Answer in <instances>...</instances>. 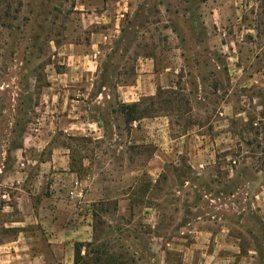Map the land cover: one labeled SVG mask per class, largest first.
<instances>
[{
  "label": "rangeland",
  "instance_id": "1",
  "mask_svg": "<svg viewBox=\"0 0 264 264\" xmlns=\"http://www.w3.org/2000/svg\"><path fill=\"white\" fill-rule=\"evenodd\" d=\"M119 1L0 0V247L23 228L14 221H25L31 236L43 220L32 209L58 193L76 203L70 192L81 191L93 213V239L77 264H189L194 233L183 224L221 204L233 224L244 220V234L232 230L244 238L242 252L257 248L264 264V215L253 205L260 201L253 190L264 196V0ZM93 33L108 40L94 59V87L70 91L76 100L87 96L70 120L98 123L72 137L62 116L68 89L56 78L67 68L65 47L90 44ZM144 57L155 59L157 71L176 67L179 79L174 89L143 99L139 111L168 117L171 135L189 133L190 143L200 128L214 133L213 181L183 155L169 157L154 182L147 163L155 149L115 136V126L129 127L127 112L113 97L98 103L96 93L134 80ZM223 111L230 112L224 145Z\"/></svg>",
  "mask_w": 264,
  "mask_h": 264
},
{
  "label": "crops",
  "instance_id": "2",
  "mask_svg": "<svg viewBox=\"0 0 264 264\" xmlns=\"http://www.w3.org/2000/svg\"><path fill=\"white\" fill-rule=\"evenodd\" d=\"M122 1L118 2L119 6ZM98 19L102 21L99 23L107 22L104 16ZM107 35L93 33L90 44H69L65 47L64 53L68 55L69 59L67 68L63 73L57 74L56 80L68 89L66 99L63 96L62 116L63 119H69L65 125V132L69 136L74 137L83 135V132L88 133L89 129L98 123L95 120L94 124L82 119L79 121L70 120L75 117L76 109H83L82 104H85L87 99L86 93L81 92L78 96L79 99L76 100L70 96V91L74 86L80 84L94 87L97 80L96 74L92 72L94 59H97V54L101 53L100 44L108 40ZM156 64L152 57L142 58L137 66V76L134 80L115 83L117 87L113 90L104 84L96 93L97 102L100 103L99 99L102 98L111 100L113 97L123 105L140 104L143 99L154 97L159 89H174L179 79L176 67H166L164 70L157 71ZM87 90L89 88H86ZM229 115V111L221 113L223 125L221 126L222 130L218 133H220L222 145L228 144L230 141ZM118 130L115 126V136L119 137L121 133H124L127 146H151L155 149L147 163L148 177L154 182L160 179L166 164L170 163L169 157L183 159V155L189 156L188 163L193 170L198 172L201 171V168L204 170L202 172L205 174L202 176L206 180L213 181L216 177L209 174V171L217 163V155L214 153L217 149L214 133L208 134L200 128L198 132H195V140L192 143L189 142V133L173 137L170 121L166 116L146 117L131 122L128 128L123 129V132L120 130L118 132ZM68 170L70 177H74L75 174L70 169ZM227 177L231 179L235 176L232 172L228 173ZM73 183L76 184V188L81 186L78 179ZM209 192L210 195H213L211 191ZM239 192L240 190H237L236 194ZM253 192L256 199L260 200L258 204L255 202L253 205L257 207L260 214L264 215L263 193L256 190ZM56 196L62 197V194L58 193ZM82 196L81 191L77 193L71 191L70 200L77 198L78 202L54 197L51 204L39 206L37 210L32 209L33 213H43V215H39V218L43 217V220L39 219L36 222L39 231L37 232L35 228L36 231H31V236L24 230L25 221H14L12 223L14 227L22 225L23 228L17 229L15 239L0 247V264H77V251L83 254L93 239V213L89 206L82 201ZM211 202L215 201L211 199ZM18 208L20 214L25 213L24 209H20V206ZM26 210L27 213H30L28 208ZM191 211L197 213L199 208H191ZM229 211V207L224 204L212 206L206 210L205 216L191 215L190 221L183 224L189 226L194 233L195 242L191 244L189 254L186 255L189 264H203L204 257H206L205 264H263L261 252L257 248L249 251L248 254L242 252L241 243L244 238L239 234L233 235L232 230L233 227H237L244 234L246 230L244 220L233 224L229 219ZM179 238L182 240L181 237Z\"/></svg>",
  "mask_w": 264,
  "mask_h": 264
},
{
  "label": "trees",
  "instance_id": "3",
  "mask_svg": "<svg viewBox=\"0 0 264 264\" xmlns=\"http://www.w3.org/2000/svg\"><path fill=\"white\" fill-rule=\"evenodd\" d=\"M121 107L126 110L127 112V116L126 117V123L130 124L131 122L146 118V117H152V116H147L145 114L146 111H139L140 110V104H132V105H123L121 104ZM79 255L80 252L77 251V259H76V263L79 260Z\"/></svg>",
  "mask_w": 264,
  "mask_h": 264
},
{
  "label": "built area",
  "instance_id": "4",
  "mask_svg": "<svg viewBox=\"0 0 264 264\" xmlns=\"http://www.w3.org/2000/svg\"><path fill=\"white\" fill-rule=\"evenodd\" d=\"M71 196H73V193H71Z\"/></svg>",
  "mask_w": 264,
  "mask_h": 264
}]
</instances>
